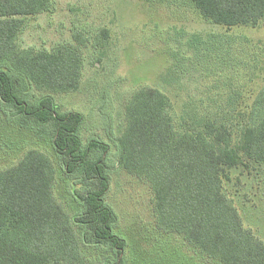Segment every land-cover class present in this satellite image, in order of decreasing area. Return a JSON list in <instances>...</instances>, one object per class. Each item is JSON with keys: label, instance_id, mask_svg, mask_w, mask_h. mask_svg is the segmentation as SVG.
I'll return each mask as SVG.
<instances>
[{"label": "trees", "instance_id": "1", "mask_svg": "<svg viewBox=\"0 0 264 264\" xmlns=\"http://www.w3.org/2000/svg\"><path fill=\"white\" fill-rule=\"evenodd\" d=\"M188 1L204 19L227 28L256 27L264 19V0ZM50 4L0 0V101L15 109L21 125L52 126V149L76 181L70 193L78 208L69 213L56 200V166L44 151L29 148L0 168V264H125L126 241L114 231L116 213L105 200L110 146L94 138L83 143L84 115L61 111L51 94L78 88L81 52L71 43L50 50L17 43L25 20ZM107 32L102 29L103 37ZM30 84L50 93L29 101ZM221 111L184 108L176 117L160 88L134 90L124 103L118 164L147 181L160 229L222 264H264V242L244 226L225 191L233 169L264 173V87L239 119L235 107Z\"/></svg>", "mask_w": 264, "mask_h": 264}, {"label": "rangeland", "instance_id": "2", "mask_svg": "<svg viewBox=\"0 0 264 264\" xmlns=\"http://www.w3.org/2000/svg\"><path fill=\"white\" fill-rule=\"evenodd\" d=\"M17 43L36 50L71 43L81 52L78 88L51 94L61 111L84 115L83 143L94 138L110 146L105 200L116 213L114 231L126 241L125 264H222L157 226L147 181L118 164V138L125 100L144 86L167 93L176 117L184 108L216 112L229 105L238 119L246 114L264 87V19L256 27L227 28L204 19L188 0H51L48 10L25 20ZM27 93L33 101L50 92L30 84ZM15 113L0 101V168L29 148L44 151L56 166L54 196L74 213L78 206L70 192L76 181L65 175L52 149V126L31 120L21 125ZM225 191L244 226L264 242V173L233 169Z\"/></svg>", "mask_w": 264, "mask_h": 264}]
</instances>
